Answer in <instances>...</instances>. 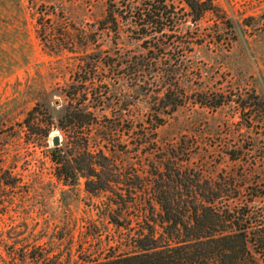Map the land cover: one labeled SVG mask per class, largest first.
I'll list each match as a JSON object with an SVG mask.
<instances>
[{
    "label": "rangeland",
    "instance_id": "374dc122",
    "mask_svg": "<svg viewBox=\"0 0 264 264\" xmlns=\"http://www.w3.org/2000/svg\"><path fill=\"white\" fill-rule=\"evenodd\" d=\"M152 4L164 8L160 15L166 17L163 35L168 40L151 36L157 42L154 54L164 49L162 43L167 48L150 70L175 72L172 85L187 95L181 108L162 116L158 149L189 146L187 165L204 179L227 185L224 199L233 206L247 204L244 220L264 225V0H211L197 22L184 0H0V264H42L45 257L65 255L68 247L76 259L80 246L101 249L96 257L102 259L107 233H121L96 213L105 196L86 194L83 179L74 189L61 185L50 153L84 144L95 153L100 146L96 126H64L65 93L70 87L91 89L89 79L104 103L90 95L85 108H80V98L72 104L91 113L99 126L107 120L122 125L125 117L136 122L146 118L154 96L129 89L125 81H131L122 79L131 59L152 48L148 38L133 34L132 22L124 17ZM108 11L115 13L117 34L108 26L99 28ZM94 55L100 60L92 77ZM154 78L150 89L155 92L161 75ZM202 93H222L225 103L212 110L190 98ZM53 138L58 139L56 148ZM140 152L141 158L145 152ZM126 158L118 155L115 162ZM153 161L156 165L158 160ZM143 164L155 175L149 162ZM145 197L127 215L132 224L136 217L146 218L158 229L159 209L143 204ZM87 230L101 240L85 238ZM249 253L264 264V250L251 244Z\"/></svg>",
    "mask_w": 264,
    "mask_h": 264
},
{
    "label": "trees",
    "instance_id": "16d2710c",
    "mask_svg": "<svg viewBox=\"0 0 264 264\" xmlns=\"http://www.w3.org/2000/svg\"><path fill=\"white\" fill-rule=\"evenodd\" d=\"M184 2L193 14L194 22L202 18L208 11L207 7L211 8V0H184ZM142 7L144 8L135 11L134 14L128 11L126 14L128 16L124 18L132 22L134 35L144 36L150 40L152 52L144 57L132 58L127 73L123 71L122 80L127 78L131 81V84L125 81L129 89L145 90L149 92L146 96H154L155 99L146 118L136 122L125 117L122 125L107 120V125L99 126L91 113L84 109H76L72 104L80 98L82 100L79 101V106L85 108L83 102L89 101L90 95L94 96L96 102L104 103L105 98L97 95L93 89L94 80L89 79L91 89L84 86L81 89L70 87L65 93L68 113L65 115L64 126L65 128L96 126L100 129L96 136L99 141L97 144L100 143L101 147H96L98 149L93 150L95 153L87 149L86 144L70 148L68 152L53 150L50 153V160L55 166L56 177L61 185L74 189L79 180L83 179L86 194L94 197L105 196L103 209L99 211L97 207L96 213H99L107 225L121 233L115 237L107 233L104 247L107 248V253L102 259L96 257L101 249L80 246L74 252L79 256L76 259L72 248L68 247L65 249V255L61 251L52 257H45L42 264H202L201 262L258 264L251 258L249 246L252 244L254 248L264 250V225L252 226L244 220L245 212L249 211L247 204L233 206L230 200L224 199V194H227L229 188L227 185L204 179L199 171L189 167L187 165L189 146L180 149L179 144L175 147L168 145L166 151H162L156 145V131L165 123L162 116L170 117L181 108L187 100V95L183 94L182 89L177 88V83L172 85V79L175 80L178 76L175 72L168 70L162 71L164 73L161 74L150 70L158 55L161 56L160 52H165L167 48L166 44L162 43L164 49H158L154 54L157 42L151 38L160 34L161 39L168 40L163 35L167 30L166 22L163 20L166 17L160 15L164 8L158 9L154 4L149 10L146 5ZM134 19L136 21L133 22ZM136 25L140 27L139 30H136ZM103 26L110 27L111 31L117 34L118 24L115 13L108 11L106 18L100 22V30ZM99 60V55H94L92 58V66L89 69L92 77ZM155 74L161 75V78L154 92L150 88L155 85ZM191 96L197 98L195 102L200 106L212 110L218 109L225 103L222 93L209 95L202 93L190 95V98ZM29 116L31 117V112ZM25 124L30 125L29 118L25 120ZM121 135L125 138L123 141ZM43 138L46 139L47 134ZM140 150L145 152L144 157L140 158ZM159 152H163L161 154L164 156L155 157ZM177 152H183L180 154L184 157H179ZM118 155L128 158L123 163L117 164L115 160ZM153 160H158L156 165ZM144 162H149L148 166L154 169L155 175L142 168ZM144 173L148 174L147 178L143 176ZM115 177L119 178L118 181H111ZM9 180L12 182L11 179ZM8 186L14 185L8 183ZM143 197L146 198L143 204L152 208L154 203L159 209L158 229L149 225V220L147 221L146 218L136 217L135 223L132 224L131 215H127L132 206L137 205L138 200ZM149 212L151 213V209ZM84 235L92 241L95 239L99 241L102 238L101 235L91 234L88 230Z\"/></svg>",
    "mask_w": 264,
    "mask_h": 264
},
{
    "label": "water",
    "instance_id": "95a60500",
    "mask_svg": "<svg viewBox=\"0 0 264 264\" xmlns=\"http://www.w3.org/2000/svg\"><path fill=\"white\" fill-rule=\"evenodd\" d=\"M52 145L54 148H56L58 146V139L57 138L52 139Z\"/></svg>",
    "mask_w": 264,
    "mask_h": 264
}]
</instances>
